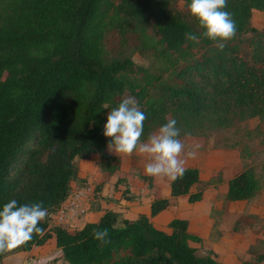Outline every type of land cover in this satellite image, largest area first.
Returning a JSON list of instances; mask_svg holds the SVG:
<instances>
[{
    "label": "trees",
    "instance_id": "1",
    "mask_svg": "<svg viewBox=\"0 0 264 264\" xmlns=\"http://www.w3.org/2000/svg\"><path fill=\"white\" fill-rule=\"evenodd\" d=\"M187 4L0 0V204L15 198L42 201L47 209L38 222L42 233L0 252V264L3 257L43 245L53 235L66 264H233L199 255L190 242L202 237L190 231L187 218L171 219L170 231L152 220L171 197L203 199V189H193L201 181L196 166L171 180L170 197L154 198L149 214L127 218L106 209L79 228L53 224L79 178L76 158L98 153L105 170H117L120 158L108 152L103 124L127 92L145 113L140 141L172 118L179 138L255 117L264 120V27L252 22L254 9L264 11V0H226L236 32L222 49L200 35L203 28ZM188 31L198 40H187ZM109 33L126 41L137 34L140 52L154 56L158 71L129 55H109ZM101 188L98 184L95 193ZM259 190L257 174L245 169L229 178L225 198L250 199ZM127 197L135 200L132 193ZM99 228L108 229L106 240L94 238ZM263 260L264 253L237 264Z\"/></svg>",
    "mask_w": 264,
    "mask_h": 264
},
{
    "label": "rangeland",
    "instance_id": "2",
    "mask_svg": "<svg viewBox=\"0 0 264 264\" xmlns=\"http://www.w3.org/2000/svg\"><path fill=\"white\" fill-rule=\"evenodd\" d=\"M178 6L185 9L182 1ZM252 22L256 27H264V11L254 9ZM137 37L133 33L126 41L109 33L110 39L106 44L108 54L129 55L138 64L158 71L160 63L150 52H140ZM126 96L134 97L129 92ZM180 139L184 144L180 154L185 161L184 167L196 166L200 170L201 181L193 189H203L204 196L197 202H190L188 195L171 197L170 205L152 218L154 223L170 231L168 222L171 219L187 218L190 231L202 237L199 242H190L199 255L209 254L219 261L233 264L257 260L259 254L264 253V120L255 117L235 127L205 128L183 134ZM195 143L200 144L195 150L196 155L187 156ZM107 150L120 158L113 174L105 170L98 153L89 158H76L79 167L78 186L86 183H92L95 187L102 185L93 196V207L102 199V206L117 210L122 217L127 215L134 218L148 208L150 199L170 197L172 179L152 176L144 171V165L150 160L149 154L135 149L131 153H115L108 147ZM245 169L255 171L260 190L250 199L226 200L229 178ZM131 193L139 202L130 203L133 201L127 196ZM85 218L77 228L84 224ZM44 248L48 254L45 259L36 256L29 259L37 264H49L63 257L54 242H47ZM261 263L264 264V260Z\"/></svg>",
    "mask_w": 264,
    "mask_h": 264
},
{
    "label": "clouds",
    "instance_id": "3",
    "mask_svg": "<svg viewBox=\"0 0 264 264\" xmlns=\"http://www.w3.org/2000/svg\"><path fill=\"white\" fill-rule=\"evenodd\" d=\"M226 0H188L187 7L203 28L200 35L217 42L218 48L225 46L224 42L234 36L236 22L232 13L226 9ZM189 41H197L198 36L185 32ZM107 107V105H104ZM145 113L138 107L132 96L123 97L116 107L107 113L103 124V135L110 137L107 146L115 153H131L134 149L150 156L144 165L146 174L152 176H167L175 180L185 172L184 159L180 157L184 144L179 138L180 129L175 118L168 119L158 130L150 134L147 141H140L143 132ZM199 143L191 146L187 156L196 155ZM42 201L19 203L10 198L0 204V252L12 249L32 238V234L42 233L39 225L47 214L42 207ZM94 238L106 240L107 228L93 230Z\"/></svg>",
    "mask_w": 264,
    "mask_h": 264
},
{
    "label": "built area",
    "instance_id": "4",
    "mask_svg": "<svg viewBox=\"0 0 264 264\" xmlns=\"http://www.w3.org/2000/svg\"><path fill=\"white\" fill-rule=\"evenodd\" d=\"M94 194L95 186L92 183H86L74 188L54 213V223L56 225L77 228L81 221L91 211ZM21 264L37 263L30 259Z\"/></svg>",
    "mask_w": 264,
    "mask_h": 264
},
{
    "label": "crops",
    "instance_id": "5",
    "mask_svg": "<svg viewBox=\"0 0 264 264\" xmlns=\"http://www.w3.org/2000/svg\"><path fill=\"white\" fill-rule=\"evenodd\" d=\"M78 186V183H77V180L73 181L72 183V189L76 188ZM156 198V197H155ZM154 198L150 199V202H149V205H148V208L143 210V212L141 213H147L149 214L150 213V204H151V201L153 200ZM100 202L96 203L95 206L91 209L92 211H90L88 213V215L86 216V221H96L99 219V217L101 216V214L106 210V209H111V210H114V211H117L115 209H112V208H106L104 206H102L101 204V201L102 199H99ZM133 202H130V203H134L135 201L139 202V199L138 200H132ZM93 205V204H92ZM96 210V211H95ZM142 211V210H141ZM118 212V211H117ZM140 214V213H139ZM138 214V215H139ZM137 215V216H138ZM137 216H135L134 218H136ZM124 217H127V218H130L129 216L125 215ZM153 220V219H152ZM84 222V223H85ZM50 242H54L55 246H56V240H55V236L53 235L47 242L49 243ZM47 242L43 245H34L32 247L31 250L29 251H18V252H15V253H12V254H9L5 257H3L1 259V262L3 264H21L22 262L26 261V260H30L29 258H33V257H37L39 259L47 257V250L44 248L45 246H47ZM57 247V246H56ZM49 264H66V261L64 260V258L62 257L61 259L57 260V261H52L51 263Z\"/></svg>",
    "mask_w": 264,
    "mask_h": 264
}]
</instances>
